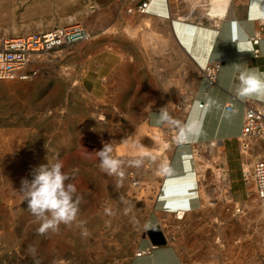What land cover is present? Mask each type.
Wrapping results in <instances>:
<instances>
[{"label":"rangeland","instance_id":"1","mask_svg":"<svg viewBox=\"0 0 264 264\" xmlns=\"http://www.w3.org/2000/svg\"><path fill=\"white\" fill-rule=\"evenodd\" d=\"M107 4V0H10L5 8L0 7V38L74 25L81 26L88 35V40L59 53L61 63H53L44 76L21 83L0 82V131L7 128L13 139L23 138L24 143V161L16 158L21 152L15 150L10 161L17 173L12 183L17 187L15 194H21L20 178L30 181L40 164L50 168L59 161L70 177L68 182L76 185L83 198L71 226L61 224L57 233L49 231L41 236L37 233L39 222L27 211L23 197L21 204L12 208L14 222L21 215L27 216L24 226L32 242H27L25 248L14 242L1 246L0 264H34L27 252L33 242L41 264H129L137 242L145 235L143 229L152 210V188L156 185L150 183L149 176H135L133 172L150 167L153 160L145 158L147 151L142 152L140 147L132 149L130 157L119 158L125 164V177L122 186L115 187L119 178L100 170L96 152L112 143L117 157L124 148H120L119 139L123 141L124 132L133 129L123 128L125 113L109 111L107 104L95 101L81 86L85 53L91 43H101V18ZM137 138L129 141L130 146ZM141 157V167L127 166L129 160ZM231 180L234 198H246V188L236 169H231ZM199 193L201 209L189 212L176 229L171 228L173 221L168 214L162 224L168 242L178 250L183 263L226 264L228 249L235 250V243L243 237L247 252L235 255L233 264H247L253 257L257 264H264V221L258 223L260 238L255 224L260 214L256 208L264 204L253 202L251 194L247 203L253 211H243L242 206L227 203L230 197L222 186L213 188L201 179ZM121 195L135 205L128 215L119 200ZM105 208H111L115 215H106ZM239 210L242 215L236 212ZM80 222L88 229V237L81 236ZM12 229L14 226L8 228V233H14Z\"/></svg>","mask_w":264,"mask_h":264},{"label":"crops","instance_id":"2","mask_svg":"<svg viewBox=\"0 0 264 264\" xmlns=\"http://www.w3.org/2000/svg\"><path fill=\"white\" fill-rule=\"evenodd\" d=\"M107 1L101 43H91L85 53L81 86L95 101L107 104L109 111L125 113L123 128L133 130L124 132L123 141L136 136V141L148 145L142 152L147 150L144 157L153 164L133 172L149 176L156 185L143 231L158 227L166 241L154 247L142 235L129 264H184L164 233L165 214L172 218V229L182 221L175 217L176 210L168 211V202L186 205L189 212L201 209L199 179L216 188L224 177L232 203L249 199L247 189L246 198H234L231 169L238 171L244 186L239 138L245 105L264 100L240 98L235 87L237 65L264 73V0H226L221 17L209 15L211 0H148L144 15L133 9L145 0ZM256 34L260 39L252 46ZM208 63L219 65L213 87L202 74ZM165 108L169 121L161 120ZM158 141L169 148L153 155ZM119 142L120 148L130 146L121 138ZM257 153L264 158V141ZM166 185L171 191L181 185L185 195L167 198ZM138 252L143 254L137 257Z\"/></svg>","mask_w":264,"mask_h":264},{"label":"built area","instance_id":"3","mask_svg":"<svg viewBox=\"0 0 264 264\" xmlns=\"http://www.w3.org/2000/svg\"><path fill=\"white\" fill-rule=\"evenodd\" d=\"M149 4L145 0L133 10L144 15ZM259 39V34L254 35L250 40L251 45H257ZM86 40L88 35L79 25L15 38H0V82L21 83L42 77L53 63H61L59 53ZM218 71L219 65L211 63L203 68L202 74L210 87L216 85ZM245 106L243 129L239 138V152L244 161L242 181L249 195L252 194L257 203L264 204V158L257 153L258 144L264 141V101L247 103ZM228 186L229 181L224 177L222 188L226 194ZM142 254L138 252L136 256Z\"/></svg>","mask_w":264,"mask_h":264},{"label":"clouds","instance_id":"4","mask_svg":"<svg viewBox=\"0 0 264 264\" xmlns=\"http://www.w3.org/2000/svg\"><path fill=\"white\" fill-rule=\"evenodd\" d=\"M237 70L239 74L237 77L238 84L235 87L236 95L240 98L255 96L264 100V73L255 68L241 70L239 65H237ZM170 119L166 108L162 109L161 120L169 121ZM128 142L129 138L122 141L125 144ZM96 154L99 159L100 170L110 177L119 178L115 185L119 189L125 177L124 161L113 155L112 143L104 144L102 150ZM142 164L143 160L140 158L131 159L127 162L128 167L135 168L141 167ZM62 168L63 165L59 161L52 163L50 168L42 165L35 171L32 180L24 179L21 182L19 192L23 195L24 201H27V211L39 222L37 233L41 236L49 231L57 233L61 224L71 226L77 220L80 212L83 198L78 194L76 185L68 182L70 177ZM119 200L125 205L124 213L130 214L135 205L127 201L122 195ZM105 214L114 216L115 212L111 208H105ZM83 225L84 222H80L81 236L88 237L90 233ZM27 252L33 258L34 264H41L36 257V248L33 245L28 246Z\"/></svg>","mask_w":264,"mask_h":264},{"label":"bare ground","instance_id":"5","mask_svg":"<svg viewBox=\"0 0 264 264\" xmlns=\"http://www.w3.org/2000/svg\"><path fill=\"white\" fill-rule=\"evenodd\" d=\"M9 1L10 0H0V7L5 8L6 5L9 3ZM225 1L226 0H211L212 5L208 11L209 15L212 17H221L223 15V12H224ZM21 140H23V138L13 139L11 136V131L7 128L0 131V247L3 245L13 244V242H14L16 245H18L22 248H25V246H27V242L28 243L32 242L31 239H29V237L27 236V231H26L25 226H24V223L26 225L27 216L21 215L18 218V215H17V218H18V221H17L18 223H17V222H14V220L16 219V215L12 211L13 206H18L23 201V196L21 194H15V192H18V191H16L17 187L15 185L13 186V184H14L13 178L17 177V176H15V175H17V173L15 171V168L13 166H11L12 163H10V161L12 160V157H13V151L14 150H15V153H17V154L19 152H21L20 155H18V157H16L17 159L21 158L20 161H24V159H25V155H23L24 154L23 153L24 143ZM144 142L145 141H143V140H138V141H136V143L133 144V145H135V147H133V145H131V146H129L128 149L122 148L120 151L117 152V157L125 159V158H128L131 156L130 154H131L132 149L134 150V149H137L138 147L148 148V145H146ZM153 146L155 147L156 144H153ZM157 147H156L157 149L153 148L154 150L152 152L159 153L163 149L169 148L168 145L161 143V142L157 143ZM167 163H168V161L166 160L165 166L167 165ZM40 166H41V164L39 165V167ZM218 176H220V175H218ZM220 178H221V176H220ZM220 178L217 177V179H220ZM22 180H23V178L19 179V181H22ZM189 182H191V181H189ZM181 188H182L181 185H176L173 187V191H171V188L169 190V186L166 185L164 188L165 196L168 198L170 196H179L182 194L185 195V192L182 191L183 189H181ZM253 202H256V200L254 199ZM227 203L232 204L230 198H229V201ZM168 205H169L168 211L176 210L175 217L177 219L183 220L186 217L187 213H189V209L186 207V205H180L177 202H168ZM235 205L237 207L242 206L243 211H245V210L253 211V209H251V207L248 206L247 202L242 203V204H235ZM208 206L213 207L214 205L208 203ZM202 207H203V205H202ZM256 210H258L260 213L259 218L256 220L257 223H255L256 224V230L258 231L257 235L260 238L262 236V232H259L258 223L264 221V205H261L259 208H256ZM236 212L241 214V215L243 214V212H241L240 210L236 211ZM241 217L238 219V221H240V222L242 221ZM15 224H18V226H16ZM11 226H14V228H15V230L12 229V231H14V233H12V232L8 233V228ZM242 241H244L243 237H241V239L237 240V242L235 244L238 247H236L235 250H232V248L228 249V251H227L228 252V259H227L228 262L226 264H233V262H235V261H233L235 255H239V253L247 252L246 251L247 246L245 244L243 245ZM32 244L35 245V242H33ZM39 246L41 248V242L39 243ZM262 252L263 251H261L260 254ZM247 264H257L255 257H253V259L248 261Z\"/></svg>","mask_w":264,"mask_h":264},{"label":"water","instance_id":"6","mask_svg":"<svg viewBox=\"0 0 264 264\" xmlns=\"http://www.w3.org/2000/svg\"><path fill=\"white\" fill-rule=\"evenodd\" d=\"M145 236L149 238L154 247L166 245V241L164 240L158 227L146 231Z\"/></svg>","mask_w":264,"mask_h":264}]
</instances>
